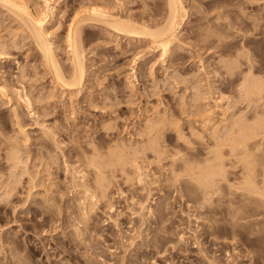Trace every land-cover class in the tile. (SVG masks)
Masks as SVG:
<instances>
[{
    "label": "rangeland",
    "instance_id": "rangeland-1",
    "mask_svg": "<svg viewBox=\"0 0 264 264\" xmlns=\"http://www.w3.org/2000/svg\"><path fill=\"white\" fill-rule=\"evenodd\" d=\"M48 1L51 2V3L49 2L50 5H56V7L62 9V11H59L56 16L58 20L55 19L54 21H49V24L47 23V27L49 28L50 36L53 34L51 36V41L54 43V47H58V49L55 50V54L58 57V60L60 59L59 60L60 64H62L61 60L63 61L64 64H66L67 67L66 66H65L66 68L64 67L66 71V69L70 66L69 64L70 62L67 60V58L66 59L64 58V56L65 55L67 56V54L64 53L66 51L63 50L65 48L63 41H61L63 40L61 37H63L65 33V29H64L66 28L65 17H68L69 15H70L69 17H71V15L74 14L73 8L75 9L78 7L75 5L79 3V0L77 1L48 0ZM83 1L84 0H80L81 3L79 4L80 6L78 8V12H82L83 10L87 9L86 3L89 4L90 0H85L86 3L85 2L84 3L86 4V7L83 6L84 4ZM93 1L92 2L95 3L96 5L97 3L98 5H101V7H104L106 3H111V5L109 4L108 6L106 4L105 8L108 10L113 9L110 12L112 15L115 14V16L117 15L120 16L121 14V17L127 15V17L125 18H128L131 21L134 20L133 21L134 23L136 20L138 22V23L136 22L137 24H142L144 22V24L142 25L146 24V26L150 28L157 27L158 23L161 22L160 20H162L163 22L164 20L163 18H165L166 15L168 14L167 13L168 8L166 3L167 0H109L110 2L108 0L106 1L104 0L105 2L103 0H102L103 2L100 0H98V2L96 0ZM25 2H27V5H29L30 8L33 7V9L35 8V6L33 5L38 4L36 5V8L37 9L40 8L38 10L43 11L42 8L43 1L41 2V0H26ZM183 2L186 8V20L185 23L180 28L177 41L175 40L174 42L175 44H173L174 47L172 46L169 52L170 56L169 53H167L168 57L161 56L159 52L160 50L158 49H154V48H152L154 50L150 49V45H147V43L149 44L150 42L148 40H144L145 42L143 40L142 42H140L139 40L135 42L137 40L135 38H129L127 36H122L118 34L120 36L119 37L115 32L110 30L109 29L110 27L108 28V26L102 27L103 25H101L100 27V25L97 26L90 25L89 28L87 27L86 30L88 31L90 30L92 33L89 31L90 33L89 36V34L87 33L88 31L87 32L85 31V37L87 36L86 38L89 42L86 40L85 42L86 45H84V52L86 53L84 54L85 55L84 65L86 71H88L85 74L89 75L90 77L89 76L87 77L85 75L86 79L84 78L85 80H83L84 84L82 82V84L79 86L80 88H78L79 90H77L78 92L80 91L78 95H77V91L76 92L74 91L71 93L72 95H70V97L66 91L62 92L63 94H61V90L59 89V87L54 82H50L52 81L51 80L52 76L50 72L47 71V69H44L45 65L42 63L41 60H39L40 58L38 56L37 51L35 50L34 44L31 42L29 44L30 39L28 40L29 36H27L28 35L27 30L24 29L25 27L23 25H21L22 24L21 21L18 22L19 19H17L16 15L15 18L17 20L14 19L13 11L11 9H8L11 10L10 11L11 13H13L11 14L10 12H8L7 9H5L7 8V6L2 7V4L0 3V52H2V54L0 53V72L3 70L0 73L1 75L0 80L3 79L1 80V83H4L5 85L8 84L6 85L8 86V89L9 87L13 88L14 85L12 86V84L16 83L19 78V81L15 84V86L19 87L20 85L24 86L25 84L24 90L28 92H30L31 89L32 91H34L33 89H35L36 95L34 94V92L31 91V93L34 94L35 97L39 93H40L39 95L40 96L42 95L43 97L45 94H47L48 89L52 90L54 87H56V89H53L52 91L49 90V92L52 93L50 97H53L51 98V101L49 97L47 98L49 101L47 99H44L39 103L40 106H42V104L44 103L43 110L45 109L44 110L45 113H43L42 115L41 112L38 111L39 112L38 115V112H36L38 118L33 112L34 110L32 111L34 113L33 115L31 114L32 112L27 111V109L25 110L24 105L22 106L20 104L23 107L22 108L20 106V108H18L20 121H21L20 123L23 129L25 130L26 136L17 131L18 126L16 123L11 124L15 122L14 119L12 118L13 117V115L11 114L12 111H10L11 101H8L9 102L8 103L5 98L2 99L0 97L1 98L0 99V131L3 130L0 133L1 134L0 136H2V133L5 132L7 135H5L4 133L3 135L7 137L8 136L11 137V138L8 137L10 138L9 140H11L12 137L15 135L11 141L13 140L15 142L17 141V145L20 141L25 143L24 145L20 142L23 146H21V144L19 143L20 145L18 146H21L22 149L20 147L18 148L21 149L18 154H20L21 155L20 157L22 158V160H24L22 164L24 165L25 163L26 165V166L25 165L22 166V164H18L16 168H14L13 170L15 176L14 173L11 171L12 181L15 179H16L15 181L19 180L17 182L15 181L12 182L10 176L11 169L7 168L9 169V171L5 169L6 168L5 160L2 163L3 158L0 157L1 160L0 172H2L0 173L1 174L0 176H2L0 177V183L3 186L5 185L4 189H9L8 183L9 184L11 183L10 190L12 186V190L9 192L10 195L9 196L7 195V199L5 200V202H0V264H19L17 259L21 254L27 255L26 261L27 262L29 261L28 263H32V261H34L35 264L36 262L37 264H264V212H262L264 207H262L263 208L262 209L260 206V208L257 209L258 211L262 212V214L259 213L260 216L259 214L257 216H254L252 214L255 213V211H253L252 207L249 205L243 206L238 202H236V204H229L227 200L228 196L225 194L226 191L224 186L222 187V190L220 189L212 192V194L209 196V199L206 198V200L205 199L202 200L203 198L200 195L201 192L200 189H196L195 187L194 188L192 187L193 189L187 187L188 189H186L184 186H181L182 188H184V190L181 189L180 184L181 182L184 181L181 180L182 176H177L178 180L177 178L175 179V182H173L174 185L170 186V184L168 183L166 185L165 175L168 176L167 175L168 171L164 168H163L164 170L162 168L160 169L152 168L151 165L145 168L146 173L150 169H151L150 170L151 173H154L152 177L153 186L152 184L150 185L151 186L150 190L146 195H144L146 193V190H144L145 193H143V190L140 189L139 187L140 185L137 183V180L135 181L133 179L134 181L132 180L133 181L132 183L131 180L130 181L126 180L125 176L119 171H116V173L110 175L111 177L115 175L112 178H110L111 184L110 187H108L109 188L108 191L111 195L108 194L107 192L108 196L105 198V200L104 201L101 200L102 202L99 201L96 208H94L95 210L92 213L93 218L91 219L93 221L95 220L96 222L94 221V223H92L93 221L91 220L90 222L92 223V225H94L95 223L97 224V226L94 225L95 226L94 229L97 227L95 230L97 232L92 231L94 238H92L93 240L91 239L86 241L87 243L86 246L83 245L82 247L81 245L79 246L77 245L78 244L77 239L76 240L74 239L76 237L70 232L72 230L70 226L72 225L70 224L68 218H65V216L68 213V212L65 213V211L69 209L67 208V206L71 205L72 203L71 200L72 191L71 188H69L70 184L69 185L67 184L68 180L69 183L71 181L70 180L71 175L70 173L69 174L67 173L66 171L67 169H64L65 166H63L64 164L61 163H63L62 162L63 159H66L67 161H69L68 162L69 164L66 162L67 165H69V169H71L73 166H76L75 163H72L73 161L75 162V159L73 160L72 158L74 157L76 158L78 151L80 150L87 151L89 149V147H85L89 140L97 144L96 145L97 148L101 143H102L101 145L104 146L107 144V146L105 147L103 146L104 148L102 146L98 148L99 151L104 149L101 152L106 151V149L108 148V144L110 145L116 139L118 141L123 142V144L120 145V143L122 142L115 141L116 143L114 142V144L118 143V145H116L117 147L121 146L119 148L122 149L125 148L127 150V148L132 144L128 148L131 149V147H133L134 144H138L139 141L141 140L139 139L141 137L136 131V129L137 130L140 129L142 125L141 122H143L144 112H141L142 110L144 111L143 107H147L149 109L148 106H150L151 108L152 107V105H150L151 102L152 104L153 102L156 103L157 102L156 99L158 98V96H161L159 100L160 99L163 100L162 96L165 99L163 100L164 103L161 100L159 101L157 99L158 102L156 108H163L164 105H165L164 107H166V103L168 105L171 103V106L167 105V107L172 108L171 112L172 113L174 112L175 115H176V111L177 112L179 111L178 108L179 106L176 105L178 101L176 100H179L181 94L183 95L185 94L184 99L185 101L188 100L191 106L193 104L196 105L197 103L201 105L202 102L201 108H203L204 105L205 106L207 105L206 107H208L209 109L211 107L213 111L216 110L215 113L217 115H215V113H211L212 110L209 111L210 113L207 112L208 114L206 115L211 114V116L210 115L209 116L212 118H217L221 116L220 114H223V111L222 113H220L221 112L220 110H222L220 108L223 106V104L224 106L227 105L228 107L227 111L230 110L231 108L230 106H232V104H235V107L233 105L231 108L232 111L235 110L237 111L238 109H240L241 106L242 108L240 110L243 111L246 108L245 106L248 105L249 103L247 104L248 100L245 98L244 94L241 93L242 90L240 92L238 90H240V88L242 87L241 85L244 82L242 78L248 75V74L246 75V71L247 72L248 70H250V72L254 71L253 74L255 77H259V75L260 77L261 76L264 77V0H183ZM93 3L90 2L88 7H91L90 5H92ZM101 3L104 5H102ZM81 4L83 6L82 7L83 10H80ZM95 4H93V6H96ZM63 6L66 9H64ZM110 6L111 8H107ZM68 8L72 9L73 11L70 9L67 10ZM70 11H72L73 13ZM75 12H77V10H75ZM18 23H21L20 25L22 26V28L21 26L18 25ZM22 29H24V31ZM54 30L55 32L52 33ZM107 30L108 32H106ZM93 33L94 34L96 33V35L98 34L99 37L100 36L101 37L99 38L97 37L98 35L97 36L94 35L95 38H93L94 37L92 36ZM109 34H111L110 37ZM115 35L118 36V38ZM25 37H27V39H25ZM89 37H92L93 41L92 38ZM21 38H23V40ZM129 40H131L132 43L131 42L129 43ZM59 45L61 46L63 45L62 46L63 49H61L62 47H60ZM85 47L87 49H85ZM181 47L183 49L182 52L180 50ZM177 48H179V50H177ZM9 55H11V57H9ZM7 56L8 58H6ZM63 58L65 61L63 60ZM222 60L223 62L225 60H231L234 62L237 61L235 62L236 65L238 64L237 68L234 65L235 67L234 70L233 68L230 69L233 70V72L231 71L229 72L228 68L231 67L229 66V61H228V68L226 69L227 66L225 65V63L221 64ZM64 64L62 65L64 66ZM247 66L248 69H246ZM249 66L252 69H249ZM18 67H20L21 70ZM68 69L67 72H65V74L67 73L66 76L70 78L69 76L71 75L69 74L71 73H69L70 69L69 70ZM4 70H7L5 72L6 75H8L9 80L7 79V76L6 77L4 76L5 75ZM22 70L23 72L25 71V74L22 73ZM11 71L14 73H12ZM26 71H28L27 73L30 74H27ZM9 72H11L12 74H8ZM18 74H22L24 76L29 75V77L25 78L21 75L22 76L21 79L23 78L24 80L23 79L20 80V77L16 78L17 81H15L16 80L15 78L14 80L11 79ZM243 74H245V76H243ZM134 75H136L137 77ZM30 76H31V80L33 79L35 80L33 81L29 80ZM98 77L99 79L101 78L100 79L102 81V83L100 81L101 84L98 83L99 82ZM93 78H97V79H93ZM27 79L29 81H25ZM88 79L89 81L90 80L92 81L90 82L86 81ZM262 79L264 80V78ZM93 80L96 81L97 85ZM20 82L21 84H19ZM26 82L28 83L26 84ZM30 82H31V86L34 85L36 87H31L30 85H28L30 84ZM239 82L242 84L240 85ZM51 85L54 87H52ZM129 85H131L132 87ZM197 85H198V89H197L198 91L196 92ZM27 86H29V88H27ZM128 87H131L129 90L132 89L133 92L129 91ZM207 87L210 89L209 92H207L208 91ZM213 87H215L214 88L216 89L215 91ZM218 87L220 88L218 89ZM104 88L107 89L105 91L108 94H106ZM184 88H186L187 90ZM42 89L44 90V92ZM217 89L220 92L217 91ZM157 90L159 93L157 92ZM53 91L56 92L54 93ZM182 91H184L185 93H182ZM193 91L196 93V95ZM203 91L206 92L203 93ZM175 92L177 93L176 94L177 96H175ZM218 92L219 94L222 93L221 96L218 94ZM131 93H134V95ZM209 93L212 94L210 97L212 98L214 97V99L212 98L209 99L210 98ZM99 94H101L102 96L101 95L99 96ZM104 94H106L105 96L109 95L107 96L109 99L111 97L112 98L114 97L113 100L112 99L109 100L107 98L108 99L107 101L106 97L103 96ZM198 94H201L202 97L204 96H208V97H205V99L207 98L206 100L205 99L202 100L203 99L202 97H201L202 99L198 98L197 100L196 99L197 96L200 97V95ZM217 94L220 97L217 96ZM239 94H241L242 97ZM74 95L76 96L74 97ZM191 96L194 97L192 98ZM88 97L89 99L90 98L91 99L89 100ZM173 97L177 102L176 104H172ZM188 97H190L191 99L190 98L188 99ZM221 97H225V100L224 98L222 99ZM194 98L195 100H192ZM242 98L243 99L245 98L244 99L245 101ZM102 99H104L103 101H105L106 99V101L103 102ZM199 99L201 100V102ZM215 100L217 103H215ZM242 100L243 102H241ZM33 101L35 100L33 99ZM45 101L47 103L49 102V104L47 103L45 104ZM95 101L96 102L100 101V102L96 103ZM144 101L150 103L146 104V102ZM212 101L213 104L217 106L219 105L221 107L217 109L218 107L214 106L212 104ZM235 101L237 102L235 103ZM87 102L91 104L89 103L86 104ZM159 102L160 103L162 102L161 103L162 106ZM227 102L231 105L225 104ZM68 103H70V105L73 104V108H71L72 110L70 109V107L72 106H70ZM102 103L107 104L108 106L106 105V108L102 107L103 106ZM35 104H36L35 106L39 105L38 103ZM109 104L113 107L110 108L111 111L109 110V108H107L110 107ZM199 104H197L198 106H196V108L197 107L200 108ZM45 105L46 106L48 105V107H46L48 110H46ZM67 105H69L70 107H67ZM92 105L95 106L96 108L95 107L93 108ZM154 105L156 104H153V106ZM193 106L191 107V109H189L190 106L188 107V112H190V110L194 111L192 109H195L194 108L195 106L194 107ZM205 106L204 108H206ZM213 106L214 108L216 107V109L212 108ZM251 106L252 103L249 104L248 108ZM98 107L99 109H97ZM68 108L70 110H67ZM248 108L245 109L247 111L244 110V113L239 110L237 111V113L236 112L234 113L231 110L229 112L234 113L236 115L238 113H242V114L246 113V115L248 116L251 111V109ZM21 110L23 113L20 112ZM113 110L115 111L113 112ZM152 110L153 109H151V111H149L148 114L152 113ZM217 112L219 113V115ZM212 114L213 116L214 115L215 116L213 117ZM9 115H11V117ZM184 115L185 114L179 115V112L177 114V116H179L180 118L182 125L186 126L187 120H186V116L183 117ZM42 116L45 119L42 118V120L40 121L44 122L45 120L46 122H44V125H48L50 130L53 127L52 131L54 133V136L57 133L55 137L56 143H54L51 140L48 142L49 139L44 136L45 144L50 145V146L48 145V148L47 146L45 147L49 150L52 149V152L46 150V148L44 150L43 149L44 146L41 147L40 145V142L41 141L43 142V139H39V138H44V137L40 135L41 132L43 134V131H40V127H42L41 126L42 123L38 120L41 119ZM182 117L186 121L181 120ZM8 118L9 119L12 118V119H10L9 121ZM35 118L37 120H35ZM199 118H202V116L197 117L198 121H201V119L199 120ZM105 119L107 120L109 119L108 122ZM113 120L115 121V123ZM250 120L251 119H249V121ZM35 121L38 123H35ZM103 124H106L108 126L103 127ZM109 125H111L113 128L110 127ZM73 127H75L76 130H74L75 128ZM109 128H111V131ZM80 129L82 132L84 130H86L87 132L85 131L86 133L85 132L82 133L80 132ZM104 129L105 130L109 129V131L106 130L107 131L106 132L104 131ZM72 130L74 131V133ZM68 131L69 132L71 131V134ZM78 132L82 134H79ZM103 132L104 133L106 132V134H108L109 136H107ZM16 133H19L24 137L20 138V136L18 137L19 134ZM72 133L73 134L76 133V134L72 135ZM87 133L89 136L91 134L93 136L91 135L89 137L86 135ZM16 135L18 138L16 137ZM39 135L42 137H40ZM76 135L77 136L79 135L80 137L79 136L76 137ZM83 135L84 137H82ZM25 137L27 139L26 140L24 139L23 141V138ZM91 137H94L96 140L94 138H93L94 140H92ZM74 138H77L75 139L76 141L74 140ZM78 138L83 143H81L80 141L78 142ZM85 138L87 139L84 142ZM109 138H111L110 140L112 142L109 140ZM170 138H172V140ZM173 139L174 138L172 136L170 137L168 136L166 143L167 144L170 143L171 145L174 144ZM37 140H39L40 142ZM168 140H170L171 142H169ZM60 141L63 142L60 143ZM74 141L77 142L76 147H75L76 143H74ZM109 141L110 143H108ZM124 141H127V143L130 144H127L126 146V143H124ZM37 142H39V145L42 148V150L40 147H37L38 145ZM52 142L53 144H51ZM57 144L61 145V147L54 146ZM123 145H125L126 147ZM57 148L59 150H57ZM73 148L76 152H74ZM34 149L35 151L37 149L38 153L39 152L41 153V151L42 153L36 154L37 152L34 153ZM43 151L44 152L46 151L47 153L49 151L50 155L53 154L52 157L55 155L54 156L55 159L52 157L50 158L49 154L46 155L47 153L46 152L44 153ZM58 151L61 154L65 153V155H68L69 153H71L72 155L70 154L71 155L70 158L69 155L67 157L63 154L62 156H58L61 155L59 154ZM31 152L36 155H42V157L46 155V158L45 157L44 158L47 161L44 162L45 159L43 160L42 157H41L42 160L38 161L37 156L33 155ZM57 152L58 154H56ZM28 154L30 157L28 156ZM26 155L29 158H27ZM61 157H63V159ZM41 158L39 156V160ZM31 159L34 160L32 161ZM70 159H71V163H70ZM35 160H37L38 162ZM51 160L52 163L54 162L53 164H51L52 166L49 165L51 163L50 162ZM47 162L49 163L48 164L49 167L45 168L46 170H42L43 166L41 163H47ZM58 162H60L59 163L60 165L58 164ZM38 163L40 165L37 166ZM70 165L73 166L71 167ZM35 167H37L38 169ZM25 168L28 169V172L29 171L30 172L24 174L23 171L25 170ZM86 168H85L86 172L85 171L83 172L85 176H87L86 181L88 183H91L90 177H92V173L88 174V171L91 172L92 170L91 167H89L90 169L88 167ZM4 169L5 171L7 170V172H5ZM37 170L41 175L37 173ZM69 171L70 170H68V172ZM150 171L148 172V174H150L149 177L152 176ZM33 173L35 174L34 181H37L39 179V176H41L40 179L44 177L41 180L45 179V177L49 178V179L46 178V183H44L45 187H47L46 186L47 183L50 184L52 181L54 182V184H56L57 187L59 186L62 191L65 190L63 191L64 194H62L63 198L56 197L57 200L55 199V201L57 202L59 201L60 204L54 203L55 201L53 202V200L52 201L50 200V202L54 203V204L51 203L54 208H52V205L48 209L46 208L48 213H45L46 210L41 205L42 208L39 207L41 209V210L39 209L40 212L43 211L45 212H43L42 214L38 212V214L36 213V215L32 214L34 209L36 207L38 208V206L35 204L38 203L39 199L41 200L39 196L43 194L42 189L44 186H40V187L37 186L39 188L34 187L32 190H30L31 195L28 197L29 200H26L25 202L26 186L23 184L26 180H28L27 178L28 174L30 177V175H34ZM66 173L70 175V177L67 176ZM5 178H7L8 180ZM155 178L157 180H155ZM184 178L185 176H183V179ZM162 181L164 183H162ZM43 182H45V180ZM134 182L138 185H134L135 184ZM15 183L17 184V186L13 188V186L16 185ZM3 186L0 187V190L2 188V190L0 191L1 193L3 191ZM90 188L92 187L90 186ZM1 193H0V197L2 195ZM11 194L13 195L11 196ZM106 199L110 201H108L107 203ZM8 200L9 202L6 203ZM136 200L144 201L145 206L150 207L151 209L150 211L147 208L143 209L144 212H146V216L144 217L143 220H140L138 223H136L134 220L135 218H133L134 214L131 213L132 211L130 208L131 206L127 205L128 202L136 201ZM0 201H4V199H0ZM33 201L35 202L34 204ZM105 201L107 203L106 205L104 203ZM159 201H163V203H160ZM110 202H112L113 204ZM158 202L161 204L160 208H162L163 210L162 218L156 217L157 216L156 209L158 208V206H160ZM56 204H58L57 208L55 207ZM111 204L114 205L113 206L114 208H112V210L109 207V205ZM27 205L31 207L29 206L27 207ZM54 209L59 210V212ZM70 210L72 211L71 208ZM233 210L236 211L235 216L232 215L234 214L232 212ZM49 211H51V214H49L50 213ZM119 211L120 213H122V215L119 213ZM57 213L58 215L60 214V216L56 215ZM118 213L120 214L119 216ZM47 214H49L50 217H53L51 216L53 214L54 219L48 217L49 215ZM63 214L66 215L64 216ZM109 215H113V217L116 218L117 225H114V223L110 221L109 218H107L109 217ZM62 216L64 217L62 218ZM66 221H68V224H66L67 223ZM62 222L63 223L65 222V224H63ZM134 224L136 225L135 229L130 231L129 227H132ZM89 242L91 246L92 245L94 246V248L89 246ZM77 247L80 248L78 249ZM89 247H91V249ZM24 249H26L25 252H23Z\"/></svg>",
    "mask_w": 264,
    "mask_h": 264
},
{
    "label": "bare ground",
    "instance_id": "bare-ground-1",
    "mask_svg": "<svg viewBox=\"0 0 264 264\" xmlns=\"http://www.w3.org/2000/svg\"><path fill=\"white\" fill-rule=\"evenodd\" d=\"M25 1H23V0H21V1L20 0H0V3L2 4V7H6L7 6V8H5V9H7V10L8 9H11L14 14L10 12L11 10H8V12H10L11 14L14 15V19H16L15 18V15H16L17 19H19L18 22L21 21V23H22V24L21 23H18V25L19 26L23 25L25 27V28L24 27L23 28L25 30H27V33H28L27 36H29L28 40L30 39L29 44H30V42L34 44L35 50L37 51L38 56L40 58L39 60H41L42 63L45 65L44 66V69H47V71H49L50 74H51V76H52V79H51L52 81H50V82H54L59 87V89L61 90V94H63L62 92L66 91L67 94L69 95V97H70V95H72L71 94L72 92H74V91L76 92L77 90H79L78 88H80L79 86L82 84V82L84 84V81L83 80L86 79L85 77L86 76L87 77L89 76V75L85 74L88 71H86L85 65H84V63H85L84 62V56H85L84 54H86L84 52V45H86L85 42L87 40V38H86L87 36L85 37V31L86 32L88 31L86 29H87V27L89 28L90 25H92V26L93 25L94 26L95 25L96 26L97 25H100V27H101V25H103L102 27L108 26V28L110 27L109 29L112 30L113 32H115L117 35L120 34L122 36H127L129 38H135V39H137L135 42H137L138 40L140 42H142V40L143 41L144 40H148L150 42H149V44L147 43V45H150V49L154 48V49L160 50L159 51L160 52V55L164 57V56H167L168 55L167 53L170 52L173 44H175L174 43L175 40L177 41V37H178V33L180 31V28L182 27V25L185 23V20H186V8H185V6L183 4L184 3L183 0H167L166 3H167V8H168L167 9L168 10L167 11L168 14L166 15L165 18H163L164 19L163 22H162V20H160L161 21L160 23L157 22L158 23V26L155 27V28L154 27L150 28V27L146 26V24L145 25H142V24H144V22H143L144 20L142 21L143 22L142 24H137L138 22L135 20V23H134L133 22L134 20L131 17L130 18L133 21H131L128 18H125V17H127V15L126 16H123V17H121V14H120V16H118V15L115 16L114 13H113L114 15H112L110 12L113 9L108 10V9L105 8L106 4L108 6L109 4L111 5V3H106L105 5L101 3L102 5H104V7H101V5H98V3L96 5L95 3H93L94 2L93 0H92L93 2L90 0L89 1V4L91 2V3L95 4L96 6H93V4H92V5H90L91 7H88L89 4L86 3V1L84 0L83 3L85 2L87 4V9L83 10L82 7L83 6L86 7V4L84 3L85 5L83 4V6H82V4H81V7H80L81 8L80 10H83L84 12L83 11L82 12H78V8L80 6L79 4L81 3L80 0H79V3L77 2L78 4L75 5V6H78V7L75 8V9L73 8L74 14H72L71 17H69L70 16L69 15L68 16L69 18L68 17H65L66 18L65 19L66 26L65 25L64 26L66 28H64L65 29V33L63 32L64 33V36L62 35L63 37H61L63 39L61 41H63L64 48L65 49H63V47H62L63 45L62 46L59 45L60 47H62L61 49H63L64 51H66L64 53L67 54V56L64 54L65 55L64 58L65 59L67 58V60L70 62L69 63L70 64V66H69L70 68L69 67L68 68L71 71L68 68L67 69L69 70V73H71V74H69V73L68 74L71 75V76H69L70 78H68V76H66L67 73L65 74V72H67V69L65 71V68L67 66H66V64L63 63L62 60H61V62H62V64H64V66L62 64H60V61H59L60 59L58 60V57L55 54V50H57L58 47H54V43L51 41V36L53 35L52 33H54L55 30L51 33L52 35L50 36V31H49V28L47 27V23L49 24V21H54L55 19H57L56 16H57V14H58L59 11H62V9L56 7V5H50L49 4L50 1H48V0H41V2L43 1L42 2V4H43V7H42L43 8V11H40V10H38L40 8H38V9L36 8V5H38V4L33 5V6H35V8L33 9V7L30 8V6L27 5V2H25ZM96 1L98 2V0H96ZM100 1H102V0H100ZM63 3H62V5H63ZM52 4H53V2H52ZM65 6H66V4H65ZM107 8H111V6L110 7H107ZM64 9H66V8L64 7ZM69 9L70 8H68L67 10H69ZM70 10H72V9H70ZM75 10H77V12H75ZM72 11H70V12H72ZM65 13H66V10H65ZM63 15H64V13H63ZM66 15H68V14H66ZM58 17H59V15H58ZM155 23H156V21H155ZM159 24H161V25H159ZM21 28H22V26H21ZM24 29H22V30L24 31ZM16 30H17V28H16ZM108 30L106 32H108ZM89 31L87 33L90 36ZM112 31H110V32H112ZM19 32H20V29H19ZM87 33H86V35H87ZM115 33H112V34H115ZM94 35H96V33L95 34L94 33L92 34V36H94ZM110 35L111 34H109V37H110ZM57 36H59V35H57ZM118 36H116V37L118 38ZM97 37H99V35ZM89 38H92V37H89ZM93 38H95V36ZM93 38H92V41H93ZM117 38H115V39H117ZM21 39L23 40V38H21ZM25 39H27V37H25ZM135 39H133V40H135ZM11 40H13V39H11ZM131 40H129V43L131 42ZM11 44H13V43H11ZM59 44H60V42H59ZM90 44H91V41H90ZM86 47H85V49H87ZM154 49H152V50H154ZM177 50H179V48H177ZM180 50H181V52L183 51L182 47L180 48ZM0 53L2 54V52H0ZM57 55H58V53H57ZM38 56H37V58H38ZM169 56H170V53H169ZM9 57H11V55H9ZM163 57H162V59H163ZM6 58H8V56ZM64 58H63V60H64ZM231 60H225L227 62H225V61L223 62V60H222V63H221V64H224L225 63V65L227 66L226 67V69H227L228 68V61H229V66H231L230 68H228V71L229 72L230 71L233 72V70L235 68L234 65L236 66V68H237V65H238V64L236 65V63H235L237 61L234 62V61H231ZM68 61H67V63H68ZM85 61H86V59H85ZM230 62H232V63H230ZM152 64H154V63H152ZM230 64H232V65H230ZM249 65H251V64H249ZM252 66H253V64H252ZM18 68L20 69V67H18ZM231 68H233V70H230ZM253 68H254V66H253ZM246 69H248V66L246 67ZM249 69H252V68H250V66H249ZM5 71H7V70H4V72ZM8 71H9V69H8ZM19 71H17V72H19ZM45 71H44V73H45ZM11 72H9L8 74L14 73V72H12V73ZM27 72L28 71H26V73ZM96 72H97V70H96ZM22 73L25 74V71L23 72V70H22ZM135 73H136V71H135ZM253 73H254V71L253 72H250V70H248V72L246 71V75L247 74L248 75L246 77H243L244 79L242 78V80H244L243 84L239 82L240 85L242 84L241 85L242 87L240 88V90H238L239 92L242 90L241 93L244 94L245 98L248 100V101L246 100L247 101V104L248 103L249 104L252 103V106L249 107L252 112L250 111V114L248 116L246 115V113L245 114L238 113L237 115L234 114V113L235 112L237 113L238 110L244 113V110L248 108L249 104L245 106L246 108L243 106L245 108L243 111L240 110L242 108V106L237 111L236 110L235 111H232V109H231L232 106L234 105V107H235V104H232V106H230L231 107L230 110L232 112H234V113H231V112H229L230 110L227 111L228 110L227 105L224 106V104H223L222 107L219 106V105L217 106V105L213 104V101H212V104L214 106H217L218 107L217 109H219V107H221L220 109H222V110H220L221 111L220 113H222V111H223V114H220L221 116H219L217 118H212V117H210L211 114H209L210 116L209 115H206V114H208L207 112H209L210 110H212L210 106H209L210 109L208 107H206L207 105L206 106L204 105L206 108H204V106H203V108H201L202 107L201 106L202 105V102H201L200 99L203 98L202 100H204L205 97H208V96L202 97L201 94H198V95H200V97L197 96V98H196V96H195V98L197 100H198V98H200L199 100L201 102V105L199 103H197V104L200 105V108H198V107L196 108V106H198V105L197 104L196 105L193 104L195 107L193 105L192 106L195 109H192V110H194V111H191L190 110V112H188V107L190 106L189 109H191L192 106L189 104V101L188 100L185 101V99H184V95L185 94L184 95L183 94L180 95L179 100H176V101H178V103H177L175 101V99H174V97L177 96L176 95L177 93L175 92V96L173 97V100H172L173 103L172 104H176L177 103L176 105L179 106V107L177 106L179 108V111H178L179 112V115L180 114H185L183 117L186 116V120L187 121L184 120L183 117L181 118V120L186 121V126H185V125H182L179 116H177L178 112L176 111V115H175L174 112H173L174 113L173 114L171 112L172 111L171 110L172 108L167 107V105H168L167 103H166V107H164L165 106L164 105L163 108H156L157 102H158L159 98H161V96H158L157 95L158 96V98H157L158 100L156 99L157 102L156 103L153 102V104H156V105L153 106V104L151 102V104H150V105H152L151 108H150V106H148L149 109L147 107H143L144 108V111L143 110L141 111V112H144L143 113V115H144L143 116V122H141L142 125H141V128L138 129L139 131L136 129V131L138 132V134L141 137L139 139H141V140L139 141V143L137 142L138 144H134L133 147H131V149H128V148L132 144L127 148V150L124 147H123L124 149L119 148L121 146H118L117 147L116 145H118V143L117 144H114V142L115 141L116 142H122V141H118L116 139L110 145L108 144V148L106 147L107 148L106 151L101 152L104 149H102L101 151H99L98 148H100V146L103 147L104 145H101L102 144L101 143V144H99V147L97 148L96 147L97 144L93 143L88 138L89 141L87 142V144L86 143H84V144H86L85 147H89V149L88 150L86 149L87 151H85V150L84 151H81L80 150V151H78V154L76 153L77 154L76 158L75 157L72 158L73 160L75 159V162L72 160L73 161L72 163H75L76 166H73L72 165L73 166L72 167L70 165L72 167L71 169H69V165H67V163L69 161H67L66 159H63V157H65V156L68 157V155H69V158H70V156L72 154L71 153L68 154V152H67L68 155H65V153L64 154L62 153L65 156L61 157L63 159L62 160L63 163H61V164H64L63 166H65V168L64 167L63 168L64 169H67L66 170L67 173L68 174L70 173V175H71V177H70V175H68L66 173L67 176H69L71 178L70 179L71 180L70 183H69V180H68V183L67 184L68 185L70 184V187L69 188H71V191H72V193H71V195H72V197H71L72 198L71 199L72 200V203H71V205H68L67 206V208H69L68 210H70V208H71L72 211L71 210L70 211L67 210V211H65V213L68 212L67 215L66 214H65L66 216L64 214L63 215L65 216V218H68V220L70 221V224L72 225V226H70L72 228V230L70 232L76 237L74 239L75 240L77 239V242H78V244L77 243H75V244H77L78 246L81 245L83 247V245L86 246V244H87L86 241L91 240L92 238H94L92 231H95L96 230L97 227L94 229V227H95L94 225L97 226V224L95 223L94 225H92V223H94V221H95V220L93 221L91 219V218H93L92 217V213L95 210L94 208H96V206L99 203V201H101V200L104 201L105 198L108 196L107 195V192H108V194H110L109 191H108L109 190L108 187H110V184H111L110 178H112L113 176H115V175H113L111 177L110 175L116 173V171H119V172H121L125 176L126 180H128V181H130V180L132 181L133 179L135 181L137 180V183L140 185L139 187H140L141 190H143V193H145L144 190H146V193L144 194V195H146V194H148V191L150 190V187H151L150 185L153 183L152 177H153V174L154 173H151V171H150L151 169H150L149 171H150V173H151L152 176L149 177V175H150V174H148L149 171H147V173L145 171L146 170L145 168L149 167L150 165L152 166V168H159V169L160 168H162V169L164 168V169H166L168 171L167 172V175L168 176L165 175L166 179L164 177L165 182H166V185H167V183L170 184V186L171 185H174L173 182H175V179L177 178V180H178V177L177 176H182V178L181 177L180 178H181V180H184V181L181 182L180 187L181 186H184L186 189H188L187 187H190V188H192V187L194 188L195 187L196 189H200L201 190L200 195L203 198L202 200H204V199L206 200V198L209 199V196L212 194V192H214L216 190H220V189L222 190V187L224 186L225 187V191H226L225 194L228 196L227 197L228 198L227 200H228V203L229 204H236V202H238L239 204H242L243 206L249 205V206L252 207V210L255 211V213H253L252 215L257 216L259 213L262 214V212H264L263 211L264 209L262 208V207H264V80L262 78H264V77H262V76L260 77V75H259V77H255ZM15 74H16V71H15ZM27 74H30V73H27ZM35 74H36V72H35ZM21 75L22 74H18L15 77L12 76L13 78H11V79L14 80V78L16 79V78L20 77V80H22L23 79V78L21 79L22 76L25 77V78L26 77H29V75L28 76L27 75L26 76H24V75L21 76ZM31 75H33V74H31ZM4 76L5 77L7 76V79H8V75H6V72H5V75ZM9 76H11V75H9ZM134 76H136V75H134ZM243 76H245V74H243ZM95 77H96V74H95ZM89 79L86 80V81H89ZM93 79H97V78H93ZM100 79L98 77V81H99V82L97 81L98 83H100V81H101ZM1 80H3V79H1ZM1 80H0V97L2 99L5 98L7 100V102L8 101H11V103H10L11 104L10 111H12L11 112V114L13 115L12 118L15 121L14 123H11V122H9V123H11V124H15L16 123L17 126H18L17 127L18 128L17 131L19 133H21V134H23V135L26 136L25 130L23 129V127H22V125L20 123L21 121H20V115H19V112H18V108H20L21 105L22 106L24 105L25 110L27 109V111H29V112H32L34 110L33 112L35 113V115L38 118V115H39V112L38 111H40L42 115H43V113H45V111H44L45 109L43 110V108H44L43 104L44 103L42 104L43 107L40 106L39 103L42 100L49 98L52 95V93L49 92L50 89H48L47 94H45L43 97H42V95L41 96L39 95L40 94L39 92H38L39 94L35 97V95H36L35 94L36 93L35 92V89H33L34 91H32V89H31V91L34 92V94H35L34 95V94L31 93V91L28 92V91L24 90L25 84H24V86H21L20 85L21 88H20V86L19 87L15 86V84L19 81V78H18V81H17V79L15 80V81H17L16 83L12 84V86L14 85L15 88L14 87L13 88H10L9 87V89H11V90H9L8 89V86H6L8 84L5 85L4 83H1ZM5 80H6V78H5ZM29 80H31V76H30V79ZM29 80L27 79L25 81H29ZM33 80H35V79H33ZM33 80H31V81H33ZM242 80H241V82H242ZM15 81H13V82H15ZM90 81H92V80H90ZM94 82L96 83V81H94ZM5 83H8V82H5ZM27 83L28 82H26V84ZM32 83H34V82H32ZM54 83H52V84H54ZM101 83H102V81H101ZM19 84H21V82ZM49 84H51V83H49ZM22 85H23V83H22ZM28 85L31 86V82ZM96 85H97V83H96ZM198 85H199V83H198ZM198 85L196 86L197 87L196 88V92L198 91L197 90L198 89ZM129 86H131V85H129ZM31 87H36V86L33 85ZM52 87H54V86H52ZM131 87H128V90ZM27 88H29V86H27ZM214 88L215 87H213V89ZM219 88L220 87H218V89ZM53 89H56V87H54ZM184 89H186V88H184ZM218 89H217V91H219ZM28 90H30V89H28ZM52 90H50V91H52ZM105 90H107V89L104 88V91ZM209 90L210 89L208 88V91L207 92H209ZM215 90L216 89H214V91ZM38 91H40V90H38ZM129 91L133 92L132 89L129 90ZM171 91H172V89H171ZM40 92H42V91H40ZM43 92H44V90H43ZM66 92H65V94H66ZM79 92L77 91V95H78ZM157 92H158V90H157ZM205 92L203 91V93H205ZM219 92H218V94H219ZM29 93H31L32 95L29 94ZM101 93H102V90H101ZM182 93H185V92L182 91ZM210 93H213V92H210ZM106 94H108V93L106 92ZM106 94H104L103 96H105ZM131 94L134 95V93H131ZM218 94H217V96H219V95L221 96L222 93L219 94V95ZM68 95H67V97H68ZM100 95L101 94H99V96ZM189 95H191V94H189ZM195 95H196V93H195ZM206 95H207V93H206ZM211 95L212 94H210L209 97ZM239 95L242 97L241 94H239ZM75 96L76 95H74V97ZM107 96H109V95H107ZM107 96H105L106 99L108 98ZM191 97L193 98L194 96H191ZM51 98H53V97H50V101H51ZM84 98H85V96H84ZM113 98L111 97L110 99L113 100ZM189 98L190 97H188V99ZM195 98L192 99V100H195ZM211 98L212 97H210L209 99H211ZM221 98L222 99L224 98V100H225V97H221ZM33 99L35 101H33ZM88 99H89V97H88ZM106 99H105V101H106ZM108 99H107V101H108ZM162 99L164 100L165 98H163V96H162ZM212 99H214V97ZM67 100H69V99H67ZM103 100L104 99H102V101ZM163 100H161V101L163 102ZM243 100L241 102H243ZM46 101H45V104L47 103ZM105 101H103V102H105ZM146 101H144V102H146ZM174 101H175V103H174ZM98 102H100V101H98ZM98 102H96V103H98ZM132 102H135V101H132ZM147 102H146V104H149L150 103V102L149 103H147ZM187 102H188L189 105L187 104ZM224 102H226V101H224ZM236 102L237 101H235V103ZM35 103H38L39 105L38 106H35L36 105ZM73 103H75V102H73ZM88 103L89 102H87L86 104H88ZM215 103H217L216 100H215ZM47 104H49V102ZM68 104L70 105V103H68ZM89 104H91V103H89ZM102 104H103L102 107H105L106 108V105L107 104H104V103H102ZM225 104H229V103L227 102ZM69 105H67V107L72 106V107H70V109L73 108V104L70 105V106ZM169 105L171 106V103ZM229 105H231V104H229ZM161 106H162V104H161ZM214 106L212 108H214ZM46 107H48V105L47 106L45 105V108ZM92 107L94 108L95 106L92 105ZM111 107L112 106L110 105V107H107V108H109V110H110ZM70 109L68 108L67 110H70ZM97 109H99V107ZM151 109H153L152 110V113L148 114V112L151 111ZM214 109H216V107ZM46 110H48V109L46 108ZM114 111L115 110H113V112ZM212 111H211V113H215L216 110H214L213 112ZM245 111H247V110H245ZM20 112H22V110ZM33 112L31 114L34 115ZM36 112H38V115H37ZM248 113H249V111H248ZM29 115H30V113H29ZM200 115L202 116V118H199V120L201 119V121H198L197 117L198 116L201 117ZM215 115H217V114L215 113ZM218 115H219V113H218ZM9 116L11 117V115H9ZM212 116H213V114H212ZM12 118H10V119H12ZM42 118H43V116L38 121L42 120ZM69 118H70V116H69ZM10 119L8 118L9 121H10ZM43 119H45V118H43ZM249 119H251L252 122H251V120L249 121ZM35 120H37V119L35 118ZM105 120H107V119H105ZM108 120H107V122H108ZM113 121H112V123H113ZM40 122L42 123V125H41L42 127H40V131H43V134L41 132L40 135H42L43 137L45 136L46 138H48L49 139L48 142L51 140L54 143H56V138L55 137H56L57 133L54 136V133L52 131L53 130V127L50 130V128H49L48 125H44V122H46L45 120H44V122L43 121H40ZM35 123H38V122L35 121ZM104 123H105V121H104ZM114 123H115V121H114ZM106 124H108V123H106ZM106 124H103V127L108 126ZM109 126L112 127L111 125H109ZM139 127H140V125H139ZM73 128H75V127H73ZM109 129L111 131V128H109ZM109 129L108 130L106 129V130L109 131ZM74 130H76V128ZM106 130L104 129V131H106ZM2 131L3 130H1L0 133ZM85 131L86 130H84L83 132H85ZM75 132H77V131H75ZM80 132H82L81 129H80ZM106 132L105 133L103 132V133L106 134ZM3 133L5 135H7L5 132H3ZM3 133H2V136H0V157L3 158L2 163L5 160V164H6V165L4 164L6 166L5 169L9 168V169H11L10 170V173H11V171L14 173V171H13L14 168H16V166L18 164H22L24 162V160H22V158L20 157L21 155L18 154V153L22 149V147H21V146H23L22 144L25 145V143L22 142V141H20L22 143L21 144L19 142V139H18V142L21 144V146H18L20 144L18 143V145H17V141L16 142L14 140H13L14 142L11 141L14 138L15 135L12 137L11 140H9L11 137L8 136V137H10V138H8L7 136L3 135ZM19 133H16V134H19ZM69 133L71 134V131ZM73 133H74V131H73ZM73 133H72V135H75L76 134V133L75 134H73ZM82 133H79V134H82ZM21 134H19L18 137L19 136H20V138L24 137ZM86 135L89 136L88 133ZM106 135L109 136L108 134H106ZM42 136H40V137H42ZM78 136L76 135V137H78ZM168 136L169 137L172 136L174 138L173 139L174 140L173 141L174 144L171 145L170 143L169 144L166 143V140H167ZM16 137H17V135H16ZM45 137L44 138H39V139H43V142L42 141L40 142L39 140H37V141L40 142L41 147L44 146V148H43L44 150L46 148L45 146H47V148H48V145H49V144L48 145L45 144V142H44L45 141L44 140ZM82 137H84V135ZM91 138H92V140L95 139L94 137H91ZM24 139L26 140L27 138L26 137L23 138V141H24ZM75 139H77V138H74V140ZM86 139L87 138L84 139V142L86 141ZM110 139L111 138H109V140ZM170 139L172 140V138H170ZM69 140H70V138H69ZM75 141H74V143H76L75 144V147H76L77 142H75ZM79 141L80 140L78 138V142ZM110 141L108 143H110ZM168 141L171 142L170 140H168ZM39 142H37L38 145H39ZM53 142L51 144H53ZM61 142H63V141H60V143ZM74 143H72V144H74ZM81 143H83V142H81ZM124 143H126V146H127V144H130V143H127V141H124ZM121 144H123V142L120 143V145ZM38 145H37V147H40V145L39 146ZM54 146H56V147L57 146H60L61 147V145H58V144L57 145H54ZM105 146H107V144ZM123 146H125V145H123ZM19 147L21 149H18ZM47 148H46V150H49ZM41 150H42V148H41ZM57 150H59V149L57 148ZM73 150H74V148H73ZM49 151L52 152V149L49 150ZM49 151H48V153L46 151L45 152L47 153L46 155L49 154V157L51 158L53 154L51 153L52 155H50ZM35 152H37L36 154H39L40 153V152L38 153L37 149H36V151L34 149V153ZM58 152L56 154H58ZM74 152H76V151L74 150ZM41 153H42V151H41ZM36 154H33V155H36ZM59 154H61V153L59 152ZM62 154L61 155H58V156H62ZM46 155L44 156L45 158H46ZM28 156H29V154H28ZM36 156L38 158V161H41L42 158H43V160L45 159L44 157H42V155H36ZM36 156H35V158H36ZM39 156H40V158L42 157L40 160H39ZM54 156L52 158H54ZM26 157H27V155H26ZM26 157H24V158H26ZM29 157H27V158H29ZM52 160L50 161L51 162L50 164L48 162L47 163H41L42 166H43V169L42 168L41 169L42 170H46L45 168L49 167L48 164L51 165V164L54 163V162L52 163ZM35 161H37V160H35ZM46 161L47 160L45 159L44 162H46ZM39 163L37 164V166L40 165ZM59 163L60 162H58V164ZM70 163H71V159H70ZM24 165H25V163H24ZM24 165L22 164V166H24ZM86 167H88V168L91 167V170H92L91 172L88 171V174L89 173L90 174L92 173V177H90L91 183H88L86 181L87 180L86 179L87 176H85V174L83 172V171L86 172V169H87ZM35 168H37V167H35ZM5 169H4V171H5ZM9 169H7V170L9 171ZM7 170L5 172H7ZM68 170H70V171L68 172ZM29 172H28V169H26V168L23 171L24 174L25 173H29ZM32 172H34V171H32ZM76 172H78L79 174L76 173ZM0 173H2V172H0ZM37 173L39 174L38 170H37ZM3 174H5V173H3ZM11 175H12V173L10 174V176ZM39 175H41V174H39ZM86 175H87V173H86ZM14 176H15V173H14ZM47 176H48V174H47ZM183 176H185L184 179H183ZM0 177H2V176H0ZM34 177H35V174L34 175H30V177H29V174H28V177H27L28 180H26L25 182L23 181L24 182L23 185L26 186V188H25L26 189L25 202H26V200H29L28 197L31 195V191L30 190H32L34 187H37V186H39V187L40 186H44V183H46V178H48V177H45V179L41 180L44 177H42L40 179L41 176H39V179L38 180L36 179L38 181L37 182V181H34ZM51 177H53V176H51ZM7 178H5V179H7ZM15 180H13V181H15ZM44 180H45V182H43ZM155 180H157V179L155 178ZM11 181H12V176H11ZM17 181H19V180H17ZM17 181H15V182H17ZM49 181H51V180H49ZM133 181H132V183H133ZM179 181H180V179H179ZM158 182H160V181H158ZM162 183H164V182L162 181ZM48 184L49 183H47V185L45 184L47 187H45V186L43 187V189H44V190L42 189L43 194L41 193L42 195L39 196L41 198V200L39 199L40 201L38 200V203L35 204V205L38 206V208L36 207L34 209V211H33L32 214H35L36 215V213L38 214V212L42 214L43 212H45V211H43V209H42L43 212H40V210H41L40 208H42V206L46 210V208L48 209L52 205L51 203H53L55 201L56 197L63 198L62 197V194H64L63 191H65V190L62 191L60 189V187L59 186L57 187L56 184H54V182H52V181H51V183L49 185ZM138 184L135 183L134 185H138ZM155 184H156V181H155ZM8 185H9V189H4V186L5 185L3 186L0 183V187L3 186V191H2V193L0 192L2 194L1 197H0V199H4V201H0V202H5V200L7 199V195L8 196L10 195L9 192L12 190V186H11V190H10L11 183L10 184L8 183ZM15 186H17V184L14 185L13 188ZM90 186L92 188H90ZM152 186H153V184H152ZM39 187H37V188H39ZM181 189L184 190V188H182V187H181ZM1 190H2V188H1ZM38 192H39V190H38ZM13 194H11V196ZM50 200L51 201L53 200V202H50ZM108 201H110V200H107V203H108ZM8 202H9V200L6 203H8ZM67 202H68V200H67ZM159 202L160 203H163V201H159ZM34 203L35 202L33 201V204ZM54 203H59V201L58 202L55 201ZM104 203H105V205L107 204L106 201ZM110 203H112V202H110ZM160 203H159L160 206L157 205L158 208L156 209V215H157L156 217L157 218H162V216H163V210H162V208H160L161 207V204ZM112 204L109 205V207H110L111 210H112V208H114L113 207L114 205H112ZM35 205H33V206H35ZM57 205L58 204H56V206H55L56 208H57ZM127 205L128 206H131L130 207L131 210H132L131 213L134 214L133 218H135L134 220H135L136 223H138L140 220H143L144 217L146 216V212H144V210H143L144 208H147L149 211L151 210L150 207L145 206L144 201H141V200L130 201V202H128ZM28 206L29 205H27V207ZM260 206L263 209L262 212H260V211L257 210L258 208H260ZM29 207H31V206H29ZM52 208H54L53 205H52ZM54 210H57V209H54ZM57 211L59 212V210H57ZM237 211H238V209H237ZM49 212H50L49 214H51V211H49ZM232 212L234 213L232 215L235 216L236 211L233 210ZM45 213H48V211L46 210ZM119 213H120V211H119ZM119 213H118V216L120 214L122 215V213H120V214ZM49 214H47V215H49ZM56 215H58V213ZM51 216H53V217H50V215L48 217L54 219V215L52 214ZM58 216H60V214ZM64 216H62V218ZM259 216H260V214H259ZM136 217H137V219H136ZM107 218H109L110 221H112L114 223V225H117L116 224V221L117 220H116L115 217H113V215H109V217H107ZM90 220L93 221V222L91 223ZM66 222H67L66 224H68V221H66ZM63 224H65V222ZM135 226L136 225L134 224L132 226L133 228L132 227H129L130 231L133 230V229H135ZM95 232H97V231H95ZM94 235H96V234H94ZM71 238H73V237H71ZM90 242H89V246H91L90 245ZM80 247H77V248L79 249ZM91 247L94 248L93 245ZM91 247H89V248L91 249ZM25 250L26 249H24L23 252H25ZM18 252H20V251H18ZM26 258H27V255H22L21 254L19 256V258L17 259L18 260V263L19 264H35L34 261H32V263H28L29 261L27 262L26 261ZM36 264H37V262H36Z\"/></svg>",
    "mask_w": 264,
    "mask_h": 264
}]
</instances>
